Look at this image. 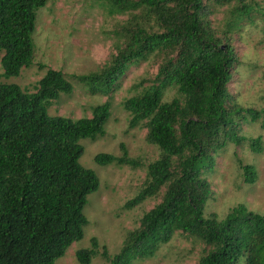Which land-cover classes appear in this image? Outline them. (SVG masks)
<instances>
[{"label":"trees","instance_id":"obj_1","mask_svg":"<svg viewBox=\"0 0 264 264\" xmlns=\"http://www.w3.org/2000/svg\"><path fill=\"white\" fill-rule=\"evenodd\" d=\"M110 12H127L117 36L121 41L104 66L80 81L99 83L101 94L114 93L119 80L137 62L155 59L151 83L123 102L130 128L143 125L146 141L159 157L146 166L138 194L124 208L145 200L160 201L128 231L120 252L106 264H133L151 257L176 233L204 246L197 264H264V216L242 204L225 219L204 217L211 195L204 169H213L216 150L239 144L241 127L260 122L264 110L244 108L229 90L238 63L233 34L244 22L264 17V0H108ZM47 0H0V50L4 75L17 76L33 60L31 35L36 11ZM226 7L223 30L209 16ZM71 91L66 76L49 69L36 92L0 84V264H57L83 236L87 197L98 189L95 173L82 167L81 139L104 134L110 103L92 109L91 118L49 116L47 108L60 92ZM175 96L166 101V92ZM97 91H94V93ZM110 99V98H109ZM261 151L260 138L251 142ZM99 154L95 162L138 168V159ZM244 181L253 183L252 166L240 165ZM92 248L76 253L90 264Z\"/></svg>","mask_w":264,"mask_h":264},{"label":"rangeland","instance_id":"obj_2","mask_svg":"<svg viewBox=\"0 0 264 264\" xmlns=\"http://www.w3.org/2000/svg\"><path fill=\"white\" fill-rule=\"evenodd\" d=\"M264 7V4L262 5ZM128 18L127 12H110L108 0H47L36 11L35 28L31 35L33 60L17 76L4 75L1 65L0 84H15L24 92L34 93L39 81L49 69L62 72L71 85V91L60 92L47 108L49 116L71 120L91 118L92 109L109 101L110 116L104 134L94 140L81 139L83 151L79 159L82 167L93 171L98 189L87 197L83 214L87 225L83 236L74 242L57 260V264H79L76 253L91 249L97 240V255L90 264H106L101 254L104 248L110 257L118 254L128 231L139 225L142 215L159 203V197L145 200L138 206L125 209L141 189L146 166L159 157V149L149 144L143 125L129 127L130 114L123 102L148 86L157 73L155 59L137 62L129 67L119 80L118 89L101 94L99 83L80 81V78L99 71L116 52L120 44L117 31ZM228 18L226 7L214 10L209 16L212 25L223 30ZM238 63L233 67L229 90L235 102L244 108L264 110V17L244 22L233 34ZM94 91H97L94 93ZM166 101L174 91L166 92ZM110 98V99H109ZM239 135L243 141L227 143L214 152L213 169H204L203 177L210 183L211 195L204 207V217L216 215L225 219L232 208L242 204L248 211L264 216V129L260 122L242 125ZM260 138L261 151H253L251 142ZM124 146L129 159H138L141 166L131 168L112 162H95L99 154L122 156ZM240 165L252 166L255 181L246 183ZM204 246L176 233L170 242L162 245L151 257L133 264H197Z\"/></svg>","mask_w":264,"mask_h":264}]
</instances>
